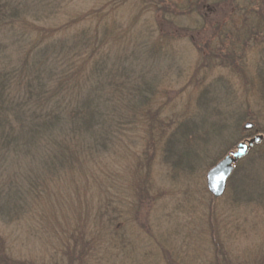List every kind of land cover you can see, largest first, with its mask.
<instances>
[{
    "label": "trees",
    "instance_id": "1",
    "mask_svg": "<svg viewBox=\"0 0 264 264\" xmlns=\"http://www.w3.org/2000/svg\"><path fill=\"white\" fill-rule=\"evenodd\" d=\"M246 119L264 133V0H0V264H264V139L221 197L202 181ZM156 163L194 184L195 236L150 223Z\"/></svg>",
    "mask_w": 264,
    "mask_h": 264
},
{
    "label": "rangeland",
    "instance_id": "2",
    "mask_svg": "<svg viewBox=\"0 0 264 264\" xmlns=\"http://www.w3.org/2000/svg\"><path fill=\"white\" fill-rule=\"evenodd\" d=\"M170 1L180 3L184 0H170ZM128 8H130V6L120 12V14L122 16H124L125 18H126V16H130V14H131V13H128L129 12ZM217 17H221V16H219V15L216 17L214 16V18H217ZM193 18L194 17L191 16L190 18H188V20H185V19L184 20L190 21ZM174 30H176V29L175 28L171 29V31H174ZM190 31H191V29L186 30L185 32H182V33H184L183 35L186 36V42H185V40H183V41H180V43H179V47H181V50H182L181 52L184 53L185 56H184V61L178 62V64L180 65L179 67L185 73L184 78H186V81H187V78H190L191 75L195 72L194 70L197 69V67L200 63H201L200 67L201 66L203 67L204 65H206L205 62L203 61V58L198 56V52L201 51L202 45L200 46L199 43L194 44L193 42H191L192 39H189V37H188L190 35ZM193 36L196 38H200L195 33H193ZM196 38H194V40H196ZM187 41H189V43ZM197 41L200 42L201 40L198 39ZM198 70H200V69H198ZM172 85L174 86V89L172 90L174 92H176V90H179V89L181 90L184 87H186V85H184V81L180 80L178 83L173 81V84L167 85L166 88H169ZM191 88L192 87H186V91L178 92L179 95H177V93H176V98L182 101V98L184 99L185 93L190 92ZM170 92H171V90H170ZM171 95H174V94H171ZM176 98L172 99V103H173V100H174V102L177 101ZM165 102H167V101H165ZM172 103H170V104H172ZM225 106L227 107V105H225ZM246 123L253 124L251 121L246 119V120L242 121L241 123H238V125L236 127L235 126L231 127V129H230L231 133L227 136L225 135L227 128L224 130L225 132L223 133V135L225 137L222 138L221 140L219 139L220 141L219 140L216 141L217 146H215L213 149L209 148L211 151V155H210L211 158L210 159L213 158L212 161L215 160L216 158H219V160H220L223 156H225L227 153H229L231 151L230 150L228 152V149L234 147L238 142H240L246 138L252 137L255 133L262 134L264 137V133L261 132V131H263L261 129V127L256 130L254 128V124H253L252 128L245 129L244 125ZM212 166H210V167H212ZM167 168L168 167H164L160 163H156V167L155 168L153 167L154 172H152V173L155 174V177H153V180L156 182V184H155L156 190L155 191H158L157 189H161L159 191L162 192V193H160L162 195L155 193L159 197V199H157V201L154 203V205H151V208L155 211L152 212L153 216L151 218L150 223L152 225L156 226L157 228H168V227L174 228V227L179 226V228L181 227L183 229V230H181L182 234H184V233L188 234L190 232H193L192 235L195 236L194 234L201 232V230H203V229L197 227L198 222H196V221L193 222L192 218H190L191 216H188V213H187L188 211L186 212V209H187L189 201H187L186 196L183 194V193H197V192H195L194 184L191 185V183H184L182 180H178V181H174V184L169 182V183L164 184V186L161 185L163 183L162 180H163L164 172H165V170H167ZM209 168L205 172H203V174H202V177H203L202 181H203L205 187H206L205 175H206V172L209 170ZM179 183H180V185H178ZM193 187H194V189H193ZM185 207H186V209H185ZM182 209H185L184 210L185 212L181 213L183 211ZM2 222L3 221H0L1 226H3ZM22 225H23V223H20V224L14 226V228L12 229L13 230V239L15 240V245H16V248L20 251V253L30 252L33 255H39L43 252V250H45V247L49 248V246L47 244H45L46 242L42 241L41 236H39V235H36L35 237H29L28 239L18 237L15 232L22 233V232L26 231L27 227H25V225H23V226ZM8 228H11V226ZM198 229H199V231H198ZM10 231H11V229L9 230V232ZM191 239L194 240V238H191ZM203 248L204 247H201V250L200 251L198 250V252L196 253L197 256H201L200 253L203 250ZM187 249L188 250L186 252L188 253V256L190 257L191 254L193 253L192 248H187ZM195 256L196 255L194 254L193 257L195 258Z\"/></svg>",
    "mask_w": 264,
    "mask_h": 264
},
{
    "label": "water",
    "instance_id": "3",
    "mask_svg": "<svg viewBox=\"0 0 264 264\" xmlns=\"http://www.w3.org/2000/svg\"><path fill=\"white\" fill-rule=\"evenodd\" d=\"M253 124L246 123L245 129L252 128ZM262 134L255 133L252 137L246 138L238 142L234 149L218 160L205 175V184L207 191L216 198L221 197L227 187L228 179L230 178L235 165L241 161L250 150L259 145L263 141Z\"/></svg>",
    "mask_w": 264,
    "mask_h": 264
}]
</instances>
